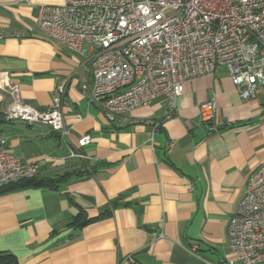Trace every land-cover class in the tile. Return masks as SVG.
<instances>
[{
	"label": "crops",
	"instance_id": "crops-1",
	"mask_svg": "<svg viewBox=\"0 0 264 264\" xmlns=\"http://www.w3.org/2000/svg\"><path fill=\"white\" fill-rule=\"evenodd\" d=\"M62 1L0 0V81L18 85L23 101L39 110L63 84L68 129L62 138L44 124L7 120L11 99L0 89L5 151L37 162L40 177L67 176L56 189L0 191V252L18 264H131L128 255L135 264H232L226 224L246 177L264 163V89L241 99L220 66L184 82L170 118L157 98L109 122L81 89L91 80L87 58L37 25L40 4ZM209 100L214 132L201 116ZM79 209L89 218L109 212L68 225Z\"/></svg>",
	"mask_w": 264,
	"mask_h": 264
},
{
	"label": "built area",
	"instance_id": "built-area-1",
	"mask_svg": "<svg viewBox=\"0 0 264 264\" xmlns=\"http://www.w3.org/2000/svg\"><path fill=\"white\" fill-rule=\"evenodd\" d=\"M37 25L51 39L87 58V100L115 122L134 108L164 98L173 116L185 81L212 75L220 66L241 99L264 89V0H63L40 4ZM10 95L7 120L49 126L62 138L64 85H55L47 108L25 103L18 85L0 81ZM208 132L217 130L216 106L201 104ZM90 139L80 136V143ZM0 136V188L33 178L38 163H23L4 149ZM173 143H170V147ZM68 157L84 156L70 151ZM232 264H264V163L245 179L241 198L226 224ZM191 252L197 250L192 245ZM135 264L133 256L124 258Z\"/></svg>",
	"mask_w": 264,
	"mask_h": 264
},
{
	"label": "trees",
	"instance_id": "trees-1",
	"mask_svg": "<svg viewBox=\"0 0 264 264\" xmlns=\"http://www.w3.org/2000/svg\"><path fill=\"white\" fill-rule=\"evenodd\" d=\"M65 175L57 176V177H40L38 175L34 176L33 178L21 180L12 184H9L7 186H4L0 188V191H8V190H15L19 188H28V187H45L49 189H56L59 182L65 180ZM109 211L105 210L102 213L99 214L97 217H101L103 215H106ZM95 218H89L85 211L82 209H79L77 214L71 218L69 221L70 226L74 227H82L91 221H93ZM0 264H18L17 258L8 252H0Z\"/></svg>",
	"mask_w": 264,
	"mask_h": 264
}]
</instances>
